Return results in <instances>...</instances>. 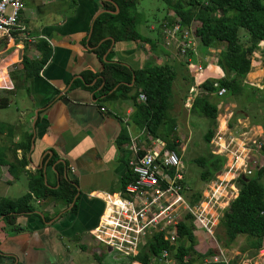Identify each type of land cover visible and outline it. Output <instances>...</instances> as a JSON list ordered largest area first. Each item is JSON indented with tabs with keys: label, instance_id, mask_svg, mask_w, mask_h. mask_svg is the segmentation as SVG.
Wrapping results in <instances>:
<instances>
[{
	"label": "crops",
	"instance_id": "obj_1",
	"mask_svg": "<svg viewBox=\"0 0 264 264\" xmlns=\"http://www.w3.org/2000/svg\"><path fill=\"white\" fill-rule=\"evenodd\" d=\"M23 1L20 21L33 39L26 49L15 43L16 49L4 57L16 63L17 74H12V79L20 82V89L12 91V81L7 73L3 76L5 70L0 71V197L14 199L7 194L16 185L24 186V194L29 177L37 174L52 190L59 186L60 179L71 181L76 193L71 203L32 198V210L17 215L11 224L0 218V264H101L100 256L107 251H97L99 243L91 234L104 209L99 197L123 190L119 183L131 157V139L136 137L139 150L165 143L158 136H143L146 131L130 123L134 109L131 99L97 94L104 82L100 72L104 62L119 63L130 71L146 63L180 68L173 52L165 47L161 32L164 22L171 24L167 16L171 12L166 10L157 24L147 25L145 18L137 17V3L119 14V9L107 10L116 11L110 23L112 37H105L110 40L109 46L98 57L88 40L94 19L106 11L101 3L104 0ZM147 30L156 33L151 36ZM38 40L44 42L39 48ZM45 48L48 57L44 64L23 80L19 54L24 51L29 60H37ZM252 73L257 72L250 71L246 76ZM119 84L125 83L118 81L111 90ZM10 98L15 112L10 110ZM177 125L175 121L174 129ZM247 125L262 132L259 122ZM28 138L22 167V146Z\"/></svg>",
	"mask_w": 264,
	"mask_h": 264
},
{
	"label": "trees",
	"instance_id": "obj_2",
	"mask_svg": "<svg viewBox=\"0 0 264 264\" xmlns=\"http://www.w3.org/2000/svg\"><path fill=\"white\" fill-rule=\"evenodd\" d=\"M138 0H104L102 6L106 11L99 13L93 21L88 44L94 47L96 56L101 57L108 48L112 37L110 23L114 15L115 5L118 14L123 8L132 6ZM178 18L181 26H192L195 37L202 47H212L215 43L222 42L225 47L217 53L216 66L209 65L204 73L212 76L204 77L198 84L199 94L193 97L189 111L209 119L215 126L217 107L208 100V95L215 93L217 89L224 88L227 93L237 94L242 89L241 80L250 70V55L258 49V42L264 45V0H161ZM109 10V11H107ZM198 22V24H196ZM243 28L248 35V45L241 46L238 42V29ZM137 37V36H136ZM102 40L99 44H97ZM44 44L38 40L36 47ZM261 46V47H262ZM48 57V50H41L40 58L29 60L24 54L20 56L21 72L23 80L36 73ZM219 66V67H218ZM223 72L216 77V72ZM29 71V72H28ZM104 79L103 85L97 94L108 95L116 98L126 97L133 102V113L130 123L144 129L151 137H160L167 149L178 152L177 136L175 134V121L169 117L167 111L171 106L172 81L175 77L174 68L167 63H146L140 69L128 70L119 63H103L100 72ZM215 74V76H213ZM218 74V73H217ZM232 74V76H230ZM131 86H126L131 80ZM118 81L115 90H111ZM246 85V84H245ZM239 91V92H238ZM145 97L143 101H137L138 94ZM128 94V95H127ZM213 135V129L208 128L203 134L205 142H209ZM29 138L22 146L19 164L24 167L25 152L29 146ZM203 166L200 173L202 181H209L221 171L223 158L210 154L207 159L197 160ZM12 164L8 165V169ZM257 167V168H256ZM251 168V174L237 178V193L224 208L218 219L217 225L225 236L224 246H228L237 235H243L246 246L240 251L252 250L250 255H255L264 246V163ZM13 168L15 166L13 165ZM132 180L129 169L121 177L119 188ZM76 193L73 182L60 179L59 186L52 190L42 180V175L29 177L27 192L14 199L0 197V218H4L8 224L19 215L32 210L31 200L37 199H63L71 203ZM200 197V192L192 194L189 202L193 203ZM73 204L72 207H74ZM181 221L176 228V244H169L163 240L161 233H156L148 238L141 247L135 259L140 264H150L153 257L163 250H168L178 264H192V258L188 257L193 251L194 237L192 235L191 222L188 216ZM216 225V226H217ZM184 241L187 243L185 244ZM217 254L216 249H207L198 254V258L211 257ZM99 260V258H98ZM100 261V260H99ZM105 264V263H101ZM114 264H129L128 261H120ZM200 264H236L233 260L225 263L217 261H204Z\"/></svg>",
	"mask_w": 264,
	"mask_h": 264
},
{
	"label": "built area",
	"instance_id": "obj_3",
	"mask_svg": "<svg viewBox=\"0 0 264 264\" xmlns=\"http://www.w3.org/2000/svg\"><path fill=\"white\" fill-rule=\"evenodd\" d=\"M23 11V0H0V42L5 43V48H9L15 42L20 43L21 40L33 39L28 35L25 24L20 21ZM172 16L174 20L171 24L169 22L162 24L164 45L181 59L189 71L197 72L201 70V66L195 64L192 59L197 54L200 42L195 41L191 25L183 27L175 13H172ZM198 84L199 82L189 87V96L183 102L186 108H190L193 97L197 95L193 90ZM224 93L225 89L219 88L214 94L220 97ZM137 99L143 101L145 97L139 93ZM218 108H221V103ZM229 117L230 115L224 119L223 128L218 126L216 140L210 139L213 143L210 152L224 158L222 172L206 183L200 191V197L193 203L189 202L187 188L184 185L183 161L180 154L167 149L163 143L152 144L140 151L134 142L136 137L131 139L132 144L129 146L131 157L126 161V167L132 180L125 184L121 192L103 193L99 197L104 209L98 226L91 232L94 240L109 250L120 253L124 258L132 259L128 261L129 264H140L134 257L147 239L161 233L163 240L174 244L177 225L185 220L186 216L195 228L212 237L218 223L217 218L219 219L217 211L224 206L222 202L226 200V203H229L237 193L234 187L230 188L231 193L226 197L223 193L226 189L225 183L234 182L241 176L251 174V167L248 168V164L258 161V152L262 145L256 138L261 135V131L258 132L256 129L253 131L250 127L247 130V124H241L239 120L241 128L237 130L240 131L229 129L227 125ZM127 131L130 134L129 128ZM250 132L252 134L248 136ZM227 206L228 204L225 208ZM216 250L217 254L212 256L211 260L216 261L218 257L227 263L218 246ZM170 254L168 250L163 249L152 260L172 261L171 264H174ZM257 257L264 264V246L258 250ZM250 261L251 258H242L237 264H249Z\"/></svg>",
	"mask_w": 264,
	"mask_h": 264
},
{
	"label": "rangeland",
	"instance_id": "obj_4",
	"mask_svg": "<svg viewBox=\"0 0 264 264\" xmlns=\"http://www.w3.org/2000/svg\"><path fill=\"white\" fill-rule=\"evenodd\" d=\"M167 10L166 5L161 0H138L136 4V11H137V17L145 18V21L147 22V25L157 24L158 20L162 15L165 14V11ZM171 14L167 15L169 18L170 23L173 22L174 18L172 16V11H170ZM198 24V22L196 23ZM138 28V26H137ZM140 28V27H139ZM148 35L154 36L155 30L153 31H146ZM238 36H239V44L241 46H247L248 45V35L246 31L243 28L238 29ZM195 41L198 42L197 37H195ZM16 43V42H15ZM14 43V44H15ZM11 45L9 49L6 51L3 50L5 48V43L0 42V71L5 70L4 75L7 73V78H9L14 86V90L17 91L20 89V82H18L16 79H12V74H14V77L16 76V63H10L9 59L4 58L7 57L12 51L16 49L15 45ZM22 46L28 45L27 40H21L20 43ZM258 49L251 53L250 55V70L249 72H257L252 73L248 75V77L245 75V77L241 80L242 89L237 94H230L225 91L223 96H216L214 93L209 94L208 100L212 103H215L216 106L221 103V108L217 109V116L215 119V126H213L212 122L203 117L199 116L196 113H191L189 111V108H185L183 106V102L185 99V96L187 95L189 86L193 83L194 84L200 82L204 77L212 76L211 73H204V70L207 69L209 64L216 65V59H217V53L219 50L224 49L225 45L222 42L215 43L211 48L210 47H202L201 44L197 48V54L193 57L192 61L195 64H198L201 66V70H198L197 72L189 71L187 67L180 61L175 53H172V55L175 57V64L180 66V68H177L175 66V77L173 79L172 83V96H171V106L169 107L167 114L169 117L173 118L174 121H178V125L175 129V134L177 136V148L178 153L181 156V160L183 161V173H184V185L187 188V194L189 198H191L192 194H195L201 190V188L206 185L205 181H202L200 178V173L203 171V166L197 162L199 159H207L209 158L210 154H212L210 151L213 148L212 141H209L208 143L204 141L203 134L207 131L208 128L213 129V135L212 140H216L217 136V128L219 125H221L223 122V119H225L228 115H230L228 119L229 129L237 130L238 128H241V125L238 124L240 118L241 124H253L255 122H259L262 128V133L260 136L256 137L259 142L262 143V145L259 148L258 152V161L256 163L248 164V168H255L258 164L264 163V45L262 46L260 42L257 44ZM262 46V47H261ZM28 47V46H27ZM177 53V52H176ZM24 55H26L23 51ZM21 54H19L20 58ZM18 58V59H19ZM3 59V60H2ZM19 62V61H18ZM20 64V62L18 63ZM15 65V66H14ZM174 65V64H173ZM173 67V66H172ZM219 67V66H218ZM174 68V67H173ZM178 69H180L178 71ZM2 74V73H0ZM190 74V75H189ZM217 76H222L223 72L220 69V73L216 74ZM232 76V74L230 75ZM245 82V83H243ZM2 84V82L0 83ZM246 84V85H245ZM251 86V87H250ZM1 88V85H0ZM2 89H0L1 91ZM198 92L200 93L198 87H196L193 90V93ZM1 96V92H0ZM10 110H13L15 112V104L14 100L10 98L9 102ZM1 109V108H0ZM226 116V117H225ZM244 118V120H242ZM249 130L250 125H247ZM147 134L146 132L143 134V136ZM252 133L250 132L248 136H250ZM212 144V145H211ZM146 147H149V142L146 141L145 143ZM250 154V153H249ZM213 155V154H212ZM222 157V156H220ZM223 158V157H222ZM224 160V158H223ZM224 163V162H223ZM223 166V165H222ZM250 168V170H251ZM257 168V167H256ZM222 169V168H221ZM252 172V171H251ZM21 183H24L22 180ZM205 183V184H204ZM232 184V185H230ZM225 191L223 193L229 195L230 188L233 187L236 189L237 192V183L236 181H228V184L225 183ZM23 185H16L10 188L7 196L10 198H16L17 196L21 195L23 193ZM205 189H207L205 187ZM233 191V190H232ZM207 192V191H206ZM228 204L226 203V200L222 202L221 209L217 211L218 217L221 216V213L223 212V208ZM215 214V213H214ZM218 221V218H217ZM192 229V235L194 237V246L193 251L189 253L190 258H192V264H200L203 262V260L206 259V261H209L213 258L211 257H203L198 258V254L205 252L207 249H216L218 246L223 254L225 256V260H233L237 264L242 258H251V263L249 264H262L259 257L256 258L258 255V252L255 255H250L252 250L247 249L246 251H240L241 247L246 246V239L243 235H237L235 239L228 244V246H224V240L225 236L222 233L221 228L217 225L212 233V237H209L207 235H204L202 232H200V229L195 228L193 225L191 226ZM177 241H174V244H176ZM185 244H187L184 241ZM217 243V245L215 244ZM264 243V239H263ZM97 251H107L104 256L101 257V261H103L105 264H114L118 263L120 261H124L125 259L123 256L120 255V253L107 250L105 246L99 244L97 245ZM170 257L173 259L172 255L170 254ZM217 257V256H216ZM220 258L217 257L216 261ZM205 261V262H206ZM174 264H178L177 261L173 259ZM172 261L164 262V261H156L151 260L150 264H171ZM131 264V263H130Z\"/></svg>",
	"mask_w": 264,
	"mask_h": 264
},
{
	"label": "water",
	"instance_id": "obj_5",
	"mask_svg": "<svg viewBox=\"0 0 264 264\" xmlns=\"http://www.w3.org/2000/svg\"><path fill=\"white\" fill-rule=\"evenodd\" d=\"M115 10H117V7L115 6ZM116 11H111V13H115Z\"/></svg>",
	"mask_w": 264,
	"mask_h": 264
},
{
	"label": "bare ground",
	"instance_id": "obj_6",
	"mask_svg": "<svg viewBox=\"0 0 264 264\" xmlns=\"http://www.w3.org/2000/svg\"><path fill=\"white\" fill-rule=\"evenodd\" d=\"M209 65H211V66H216V65H212V64H209Z\"/></svg>",
	"mask_w": 264,
	"mask_h": 264
}]
</instances>
